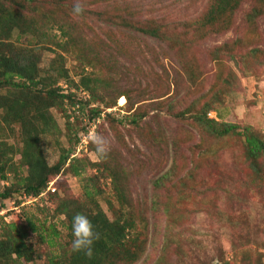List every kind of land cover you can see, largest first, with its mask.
Instances as JSON below:
<instances>
[{"label":"rangeland","instance_id":"1","mask_svg":"<svg viewBox=\"0 0 264 264\" xmlns=\"http://www.w3.org/2000/svg\"><path fill=\"white\" fill-rule=\"evenodd\" d=\"M117 4L122 10L124 6L129 8L131 14L124 13L126 19L151 25L169 40L151 39L129 30L122 33V29L96 17L87 21L89 28L79 34L89 45L103 38L115 61L132 68L135 59L130 56H136L142 67L138 73L132 70L128 78L113 67L105 79L120 89L134 85L141 86V91L132 94L130 103L127 98L118 99L117 107L106 108L102 100H114L115 93L101 90L91 108L100 109L102 118L93 120L87 113L77 127L71 120L72 131L64 111L52 110L59 126L44 142L49 165L59 162L63 150H75L72 159L100 166L88 167L81 177L64 172L49 187L57 192L47 190L36 201L26 198L24 189L14 194L0 207V233L4 223L23 225L27 218L41 224L49 234L56 228L60 233L56 247L50 245L54 236H49L48 244H41L37 234L29 238L42 256L35 264H49L51 256L62 252L57 249L60 245L68 248L65 217L55 214L60 200L87 204L86 188L96 184L102 209L110 220L114 219L113 209L120 205L113 181L103 170L107 162L126 172L128 196L137 213L149 219L148 253L138 264H264V173L253 170L246 138L240 135L248 130L264 142V0H241L232 19L222 20L212 32L204 26L211 0H109L106 4L82 5L88 14H106ZM254 11L261 15H254ZM70 19L84 22L75 15ZM109 30L113 31L111 40L105 35ZM50 32L52 38L62 33L59 27ZM17 39L16 33L13 42L27 48L33 42L30 38ZM120 50L128 51L118 55ZM39 54L44 69L56 57L52 51L41 50ZM66 67L75 83L73 92L81 93L77 86L83 65L69 57ZM133 106L146 116L139 126L125 118L134 113L128 112ZM205 106L212 108L210 119L238 126L237 133L218 138L192 119L180 121L173 115L184 110L197 113ZM65 110L68 113L71 109L67 106ZM90 120L96 121V133L109 141L106 158H97L92 142H85L83 128ZM14 134L6 132L4 140L21 150L19 130ZM76 137L81 139L78 147L74 144ZM21 160L20 155L13 158L16 166ZM18 171V178L11 174L7 182L0 181V191L13 185L20 187L18 181L27 176V169Z\"/></svg>","mask_w":264,"mask_h":264},{"label":"trees","instance_id":"2","mask_svg":"<svg viewBox=\"0 0 264 264\" xmlns=\"http://www.w3.org/2000/svg\"><path fill=\"white\" fill-rule=\"evenodd\" d=\"M108 1L79 0L83 5L92 6L104 2L106 4ZM76 2L77 0H0V181L7 182L11 174H15L18 178V170L23 167L27 169V176L17 180L21 188L13 185V188L0 191V205L11 199L14 194H20L23 189L26 196L41 198L48 190L51 181L66 171L76 177H81L88 167L99 168V163H85L77 158L72 159L75 150H63L59 162L55 166L49 165L45 156L44 142L51 135H55L59 126L52 116L53 109L64 111V116L69 120V130L72 131L71 120L77 127L79 120L87 113L93 120L102 118L103 113L100 109L91 108V105L99 100L98 94L101 90L111 95L112 92L115 93L114 100H109L107 103L102 100L107 105L106 108L117 107L118 99L127 98L130 103L132 94H138L141 91V86L134 87L133 85L127 90L126 88L120 89L110 79H105L104 75L112 71L113 67L120 69L127 78L130 77L129 73L132 70L138 73L142 67L136 56H130L135 59L132 68L122 66L119 60L115 61L116 57L109 53V44L103 38H97L89 45L79 31L89 28L87 21L91 17H96L102 23L122 29V33L129 30L131 34L139 33L151 39L169 40L151 25L136 24L126 19L124 13L131 14V12L126 6L122 10L119 4L110 7L111 12L106 14L98 12L88 14L85 9L84 14L79 16L84 22L73 23L74 20L70 17L74 15L73 7ZM240 5L241 0H211L204 26L211 28V32L216 31V25L222 20H231ZM49 6L51 8L47 10ZM59 7L65 8L66 11L63 12ZM256 14L261 15V12L254 11V15ZM57 27L62 32L61 36L54 35L55 37L52 38L50 31ZM16 33L19 42L24 38L33 40L29 48L13 42ZM105 35L108 40H111L113 31L109 30ZM129 37L131 39V35ZM52 47L56 48L57 52ZM41 50L56 53L55 59L47 69L42 68V58L39 54ZM125 51L128 50H120L118 55L125 54ZM69 57H73L75 61L83 65L79 75L80 86H77V89L82 91L81 93L79 90L77 93L73 92L75 83L66 67ZM63 83L66 84L65 87L62 86ZM143 92L144 98L146 92L144 90ZM67 106L71 109L68 113L65 110ZM133 111L134 113L125 118L130 120L132 125L139 126L146 116L138 113L134 106L128 109V112ZM211 112L212 108L205 106L197 113L184 110V112L173 115L180 121L192 119L200 128L218 138L237 133L238 126L210 119ZM108 116L111 117V115ZM93 120L90 122H94ZM16 129L20 132L21 150L4 140L6 132L14 134ZM83 129V135L88 133L87 127ZM78 133H74V136ZM240 135L246 138L247 154L253 170L258 174L264 173L263 140L248 130ZM80 143L81 139L76 137L74 143L76 147ZM92 145L91 143V148ZM18 155L22 159L20 166H16L13 162V158ZM110 165L105 162L103 170L108 174V179L113 181L114 194L120 205L119 209H113L114 219L110 220L102 209L99 201L101 191L93 183L94 180L91 181L94 185L86 188L87 204L68 198L60 200L55 214L58 217H65L63 224L68 233L66 238L69 239L68 248H70L60 245L57 249L62 252L51 256L49 264H138L148 253V231L146 229L149 219L137 213L136 207L128 196L124 185L126 172ZM20 177L23 176L20 175ZM77 214L86 215L94 225V230L99 234V239L94 241L91 258L83 252H74L71 247L73 240L71 225L73 217ZM27 219V224L23 225L4 223L0 233V264H35L38 259H41L42 256L38 255L34 244L29 242L31 234H37L41 244H48L49 236H54L55 239L50 245L56 247V239L60 237L56 228H52V233L49 234V230L41 224H37L32 218ZM164 243L165 245L169 243L168 234ZM168 247L169 245L166 250ZM221 259L225 261L223 256Z\"/></svg>","mask_w":264,"mask_h":264},{"label":"clouds","instance_id":"3","mask_svg":"<svg viewBox=\"0 0 264 264\" xmlns=\"http://www.w3.org/2000/svg\"><path fill=\"white\" fill-rule=\"evenodd\" d=\"M84 11L85 8L79 2V0H77L73 7V14L75 16H81L84 14ZM95 122L96 121L88 123V133L84 134V137L85 139H87V143L90 140L94 145V150L97 158L103 159L108 156L109 141L104 136L96 133V128L94 126ZM91 131L93 133H91ZM51 184L52 181L49 184V187L51 186ZM48 191H53V193H56L57 189L52 187V189L48 188ZM26 198L31 199V201H36L38 199L31 196H27ZM0 207H3V204H1ZM71 231L73 236L71 244L72 250L74 252H83L86 256L91 258L93 256V244L94 241L99 239V234L94 230V225L92 224L90 219L84 214H77L73 217Z\"/></svg>","mask_w":264,"mask_h":264},{"label":"built area","instance_id":"4","mask_svg":"<svg viewBox=\"0 0 264 264\" xmlns=\"http://www.w3.org/2000/svg\"><path fill=\"white\" fill-rule=\"evenodd\" d=\"M91 133H93L92 131H91ZM87 141V139H85V142ZM53 191H55V190H53Z\"/></svg>","mask_w":264,"mask_h":264},{"label":"bare ground","instance_id":"5","mask_svg":"<svg viewBox=\"0 0 264 264\" xmlns=\"http://www.w3.org/2000/svg\"><path fill=\"white\" fill-rule=\"evenodd\" d=\"M125 102V101H124ZM124 102H122L124 104Z\"/></svg>","mask_w":264,"mask_h":264}]
</instances>
